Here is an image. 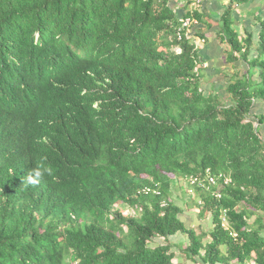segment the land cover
<instances>
[{
  "label": "trees",
  "instance_id": "trees-1",
  "mask_svg": "<svg viewBox=\"0 0 264 264\" xmlns=\"http://www.w3.org/2000/svg\"><path fill=\"white\" fill-rule=\"evenodd\" d=\"M250 1L230 0L218 20L227 61L248 65L225 101L203 88L195 10L0 0V264H180L177 233L193 264H264V18L251 58V37L230 27ZM37 166L51 175L22 183ZM206 171L229 182L193 187L211 219L198 232L171 194Z\"/></svg>",
  "mask_w": 264,
  "mask_h": 264
},
{
  "label": "crops",
  "instance_id": "crops-1",
  "mask_svg": "<svg viewBox=\"0 0 264 264\" xmlns=\"http://www.w3.org/2000/svg\"><path fill=\"white\" fill-rule=\"evenodd\" d=\"M229 2L230 0H202L199 4H195V0H169L173 10L179 16L184 15L185 12L189 10H195L197 13L203 15V19L206 22L202 24L194 21L189 32L193 33L194 31H201L204 33V37H194L196 47L204 59L202 63L205 65L204 75L209 81L211 79L210 82H212L211 85H213L211 88L213 87L215 90H219L223 93L227 83L230 82L234 76L245 74L248 68L247 63L242 59L228 63L227 57L231 50L230 46L222 43L217 38V34L221 29V23L218 20L229 5ZM260 7L258 1L255 3V0H251L246 4L235 5L231 12V23L234 31L237 33L238 40L245 44L246 37H251L249 38V42H251L250 58L256 54V50L253 49L252 46H255L257 49L259 45L261 21L263 20L258 18V15L260 14L257 13V11H259ZM252 8H255V11L252 12V16L251 14H245L246 10H251ZM235 55L238 56L236 53ZM239 55L241 54L239 53ZM241 66L242 69L239 68ZM226 95L227 93H224L223 97H227ZM254 112L256 114L263 113L264 103L256 104ZM260 131L264 136V125L261 126ZM185 195L186 197H189L188 194ZM191 197L195 198L194 196ZM175 201L182 208L180 219L186 227L195 228L198 232L207 230L210 227V216L207 213L201 215L200 208L197 207L196 204L191 205L192 202L187 204L188 200H184L181 197H178ZM182 237L183 234L177 233L176 235L170 236L167 239V243L170 246L171 251L174 253L175 262L180 264H191L192 262L182 253V250L186 246V242ZM157 241L163 242L164 239L159 238Z\"/></svg>",
  "mask_w": 264,
  "mask_h": 264
},
{
  "label": "rangeland",
  "instance_id": "rangeland-1",
  "mask_svg": "<svg viewBox=\"0 0 264 264\" xmlns=\"http://www.w3.org/2000/svg\"><path fill=\"white\" fill-rule=\"evenodd\" d=\"M259 2L260 3V9H259V11H257V13H259L260 15H258L259 17V19H263L264 18V0H255V3L256 2ZM230 3V2H229ZM252 5H253V3H252ZM223 9H224V7H223ZM255 11V8H252L251 10H246L245 11V14H251V16L253 15V13L252 12H254ZM230 27H231V29L234 31V29H233V27H232V23H231V25H230ZM235 32V31H234ZM236 33V32H235ZM225 44H227V43H225ZM252 48L253 49H255L256 50V54L258 53V51H257V49H256V47L255 46H252ZM229 63V62H228ZM203 68H204V64L203 65H201ZM243 66V65H242ZM242 66L241 67H239L240 69H242ZM205 69V68H204ZM203 72V76H202V83H203V88H205V89H208V91L210 90L211 91V86H213V85H211V83L212 82H210L211 81V79H210V81L207 79V77H205V75H204V70L202 71ZM214 91V90H213ZM223 93V92H222ZM227 97H225L224 99H225V101H229V95L227 94L226 95ZM177 184H179V185H175V187L173 188V190H172V194H171V199H173V200H175V199H177L178 197L180 198H183L184 200H188V203L187 204H189V202H192L191 203V205H193V204H195L196 202H197V198H196V195H195V191L193 192V193H189L188 192V189L190 188V186L188 185V183H187V181L185 180V179H182V178H180L179 179V181L177 182ZM184 194H183V193ZM185 194H188V196L190 197V198H192L191 196H194L195 198H192V199H190L189 197H186V195ZM189 199H190V201H189ZM125 211H124V213L125 214H127L128 212H132V209L130 210L129 208H125L124 209ZM183 238V240L186 242V237L185 236H183L182 237ZM177 239V238H176ZM191 264H193V263H191Z\"/></svg>",
  "mask_w": 264,
  "mask_h": 264
},
{
  "label": "built area",
  "instance_id": "built-area-1",
  "mask_svg": "<svg viewBox=\"0 0 264 264\" xmlns=\"http://www.w3.org/2000/svg\"><path fill=\"white\" fill-rule=\"evenodd\" d=\"M201 1L202 0H195V4H199ZM189 22V18H186L183 24H187ZM201 40L204 41L203 39ZM228 182L229 178L224 174L212 175L209 171H206V173L203 175H190L187 177V183L190 186V188L188 189L189 193H193L194 186L211 189L213 187L220 186L221 183L227 184ZM143 190L145 192H149V188H144ZM214 194L216 197H220L219 193Z\"/></svg>",
  "mask_w": 264,
  "mask_h": 264
},
{
  "label": "clouds",
  "instance_id": "clouds-1",
  "mask_svg": "<svg viewBox=\"0 0 264 264\" xmlns=\"http://www.w3.org/2000/svg\"><path fill=\"white\" fill-rule=\"evenodd\" d=\"M52 169L42 166H37L31 172H29L22 183L29 186H36L45 175H51Z\"/></svg>",
  "mask_w": 264,
  "mask_h": 264
}]
</instances>
